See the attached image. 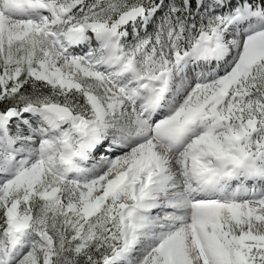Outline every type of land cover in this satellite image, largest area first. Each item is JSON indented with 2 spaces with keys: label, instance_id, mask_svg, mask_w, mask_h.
I'll return each mask as SVG.
<instances>
[{
  "label": "snow or ice",
  "instance_id": "1",
  "mask_svg": "<svg viewBox=\"0 0 264 264\" xmlns=\"http://www.w3.org/2000/svg\"><path fill=\"white\" fill-rule=\"evenodd\" d=\"M0 264H264V0H0Z\"/></svg>",
  "mask_w": 264,
  "mask_h": 264
}]
</instances>
